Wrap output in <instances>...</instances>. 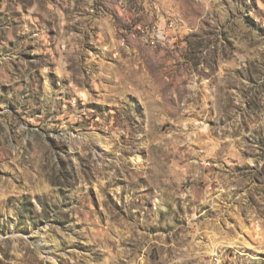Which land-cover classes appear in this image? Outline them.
<instances>
[{
	"label": "rangeland",
	"instance_id": "obj_1",
	"mask_svg": "<svg viewBox=\"0 0 264 264\" xmlns=\"http://www.w3.org/2000/svg\"><path fill=\"white\" fill-rule=\"evenodd\" d=\"M0 264H264V0H0Z\"/></svg>",
	"mask_w": 264,
	"mask_h": 264
}]
</instances>
